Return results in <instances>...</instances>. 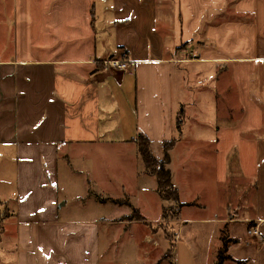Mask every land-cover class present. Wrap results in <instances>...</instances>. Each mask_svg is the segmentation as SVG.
Listing matches in <instances>:
<instances>
[{"label": "crops", "instance_id": "obj_1", "mask_svg": "<svg viewBox=\"0 0 264 264\" xmlns=\"http://www.w3.org/2000/svg\"><path fill=\"white\" fill-rule=\"evenodd\" d=\"M138 133L175 140L168 218ZM2 161L0 264L114 261L120 230L136 263L264 264V0H0Z\"/></svg>", "mask_w": 264, "mask_h": 264}, {"label": "rangeland", "instance_id": "obj_2", "mask_svg": "<svg viewBox=\"0 0 264 264\" xmlns=\"http://www.w3.org/2000/svg\"><path fill=\"white\" fill-rule=\"evenodd\" d=\"M226 103L229 104V101H227ZM185 150H187V149H185ZM176 153H177V151H176ZM189 153H192L193 156L196 158H201L200 154L204 153V149H194V151H190ZM178 160H179V158H178ZM175 163L178 166L176 158H175ZM4 164H5L4 161H2V163L0 162V173L2 175H10L9 173H7V171L10 172L9 166L7 167L6 164L5 165ZM186 166L188 169H190L192 171L193 170L201 171L200 165L193 166V164L190 162V160L188 162V165H186ZM180 175H183V174H180ZM6 180H8L10 183L9 179H6ZM83 197H86V196H83ZM88 199H90V197L87 196V200ZM176 208H179V207H177L176 203H174V206H166L164 208V212L162 215L164 216V218H168V216L174 215V213L176 212ZM132 216H134V215L132 214ZM144 231L149 232L153 237L157 238V241L155 243L157 244L158 249L163 252V254L165 256L164 260L172 261L171 260V247H172L171 239L173 236L172 235L173 232L171 230V226H170L169 222L163 220L160 223L159 222L152 223L150 226L144 227ZM130 241H131L130 236L127 233L123 232V230H120L119 233L116 235L115 246L118 247L119 249H121V250H119V252L120 251H123V252L121 254H119V257L114 259V261L108 259L110 254L107 255V253L105 252L102 255V259L100 261V264H141V261H139V263H136L134 260L135 255L137 254V251L135 248H133V247H131V245H129ZM158 241H159V245H162V246L158 245ZM153 243H154V240L150 242V244H153ZM124 248H126L125 252H124ZM139 249L141 250L142 248H139ZM159 250L156 251L157 255H160V253L158 254ZM140 252L142 253V251H140ZM148 261L151 263L153 262V260H148ZM148 261H147V263H148ZM156 261L160 262V260H158V259ZM163 264H165V263H163ZM169 264H172V262Z\"/></svg>", "mask_w": 264, "mask_h": 264}, {"label": "trees", "instance_id": "obj_3", "mask_svg": "<svg viewBox=\"0 0 264 264\" xmlns=\"http://www.w3.org/2000/svg\"><path fill=\"white\" fill-rule=\"evenodd\" d=\"M181 114V111H180ZM180 120L176 121V126L179 128ZM135 140L138 145V152L140 157L144 163L145 171L154 175L157 182V190L159 194L162 196L164 200H172L176 203L177 207L182 206V203L178 199V194L176 188L171 183L170 171L166 167V164L169 162V154L168 150L173 146L175 140L171 139L168 141H164L163 148V156L161 159H156L150 151V140L142 133H138L135 136ZM165 208V207H164ZM163 208V212H164ZM129 217H132L129 216ZM138 219H141L138 217ZM226 244L227 241L223 239L222 245L218 250L215 264H222L224 259L227 257L226 252Z\"/></svg>", "mask_w": 264, "mask_h": 264}, {"label": "built area", "instance_id": "obj_4", "mask_svg": "<svg viewBox=\"0 0 264 264\" xmlns=\"http://www.w3.org/2000/svg\"><path fill=\"white\" fill-rule=\"evenodd\" d=\"M103 65L110 69H117L120 71H126L128 67V59L125 54H122V57L109 58L102 61ZM248 233H257L256 228H249Z\"/></svg>", "mask_w": 264, "mask_h": 264}]
</instances>
